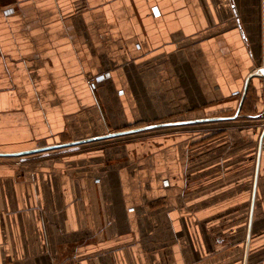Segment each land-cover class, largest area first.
Listing matches in <instances>:
<instances>
[{"label":"crops","instance_id":"crops-1","mask_svg":"<svg viewBox=\"0 0 264 264\" xmlns=\"http://www.w3.org/2000/svg\"><path fill=\"white\" fill-rule=\"evenodd\" d=\"M264 0H0V264H264Z\"/></svg>","mask_w":264,"mask_h":264},{"label":"built area","instance_id":"built-area-1","mask_svg":"<svg viewBox=\"0 0 264 264\" xmlns=\"http://www.w3.org/2000/svg\"><path fill=\"white\" fill-rule=\"evenodd\" d=\"M263 145H264V131H263L261 139H260V149H262Z\"/></svg>","mask_w":264,"mask_h":264},{"label":"rangeland","instance_id":"rangeland-1","mask_svg":"<svg viewBox=\"0 0 264 264\" xmlns=\"http://www.w3.org/2000/svg\"><path fill=\"white\" fill-rule=\"evenodd\" d=\"M264 125V124H263ZM263 131H264V126H263V129H262V132H261V135H260V138H259V141H258V153H259V151H260V139H261V136H262V133H263ZM262 148H264V145H263V147ZM263 150V149H262Z\"/></svg>","mask_w":264,"mask_h":264},{"label":"bare ground","instance_id":"bare-ground-1","mask_svg":"<svg viewBox=\"0 0 264 264\" xmlns=\"http://www.w3.org/2000/svg\"><path fill=\"white\" fill-rule=\"evenodd\" d=\"M263 147V146H262Z\"/></svg>","mask_w":264,"mask_h":264}]
</instances>
